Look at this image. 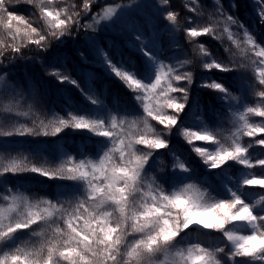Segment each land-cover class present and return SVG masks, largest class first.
Masks as SVG:
<instances>
[{
    "label": "snow or ice",
    "instance_id": "6c2138e0",
    "mask_svg": "<svg viewBox=\"0 0 264 264\" xmlns=\"http://www.w3.org/2000/svg\"><path fill=\"white\" fill-rule=\"evenodd\" d=\"M20 2L0 0V99L9 100L10 119L28 115L13 109L29 96L7 69L16 60L32 59L25 50L45 52L53 43L59 46L81 34L93 45L105 73L133 94L143 115L129 123L116 116L94 113L86 118L69 112V118H60L56 125L43 120L34 127L0 124V138L56 136L71 128L87 130L103 144L95 159L65 154L54 167H28L15 157L0 161V176L30 171L73 182L42 201L11 190L0 196V264H264V90L257 91L264 89V41L256 36L264 27V0H251L258 21L251 27L232 14L238 0H230L227 9L220 0H214L211 11L198 5L184 17L171 10L170 0H23L31 6L32 19L16 11ZM144 9L150 15L143 25L124 26L139 63L121 57L118 50L109 55L94 33L120 25ZM154 21L164 22L173 33L183 29L192 44L184 56L190 58L168 57L173 63L161 59L163 30ZM202 36L220 42L226 59L213 56L193 39ZM80 56L86 59L83 53ZM194 59L207 71L237 73L244 95L233 96L220 82L201 83V88L217 92L232 117L231 128L208 127L198 118L201 130L179 129L189 145L207 142L192 151L210 178L196 175L186 163H173L167 180L160 172L149 178L154 152L168 147V134L182 114H189L188 89L179 82H192V73L181 69ZM62 69L63 63L57 67L54 62L45 72L58 83L76 87L93 106L105 107L90 85L81 87ZM241 69L249 70L247 79ZM249 96L256 97L253 105L246 103ZM194 108L199 110L198 102ZM244 137L252 139L245 142ZM173 158L179 159L174 153ZM234 165L240 166L239 175L229 174ZM246 192L255 198L249 200ZM22 230H28V240H21ZM212 234L215 241L207 242L205 237Z\"/></svg>",
    "mask_w": 264,
    "mask_h": 264
},
{
    "label": "trees",
    "instance_id": "16d2710c",
    "mask_svg": "<svg viewBox=\"0 0 264 264\" xmlns=\"http://www.w3.org/2000/svg\"><path fill=\"white\" fill-rule=\"evenodd\" d=\"M220 2L227 9L230 0H220ZM213 3L214 0H195V3L192 0H170L171 10L180 12L181 17L191 16L192 13L189 9L198 5L211 11ZM30 7L21 0L16 11L32 19L29 17ZM253 9L254 5L251 0H238V7L232 14L246 26L251 27L258 24ZM146 14L149 16L150 10L146 9ZM154 23L159 29L163 30L160 44L164 52L161 59L165 63H173L168 57H176L180 60L190 58L184 56V52L191 51L192 44L185 36L183 29L173 33L170 29L165 28L164 22L154 21ZM137 24L143 25L144 19ZM125 25L124 23L116 25L114 27L115 32L107 33L100 30L94 35L97 42L109 52V55L118 50L121 57L125 59L131 58L134 62L139 63L138 53L131 47L130 36L124 28ZM145 31H148L147 27ZM233 31L236 32L237 30L233 28ZM256 36L258 41H264V27L259 28ZM193 39L198 43L204 44L213 56L225 58L223 47L217 40L208 36ZM109 43H111L110 49L108 47ZM80 53H83L86 59H82ZM25 55L31 56L32 59L16 60L7 71L12 74V81H19L26 95L29 96L26 103L14 108L13 111L16 113L26 112L28 115H19L16 119H10L7 112L10 102L7 97H4L0 99V124L9 126L11 124L17 126L23 124L26 127H34L43 120L46 125H56L60 118H69V112L74 116L85 115L86 118H92L94 113H99L109 119L112 116H116L117 118H126L129 123L134 120L138 121L142 117V106L133 99V94L127 88L105 73L104 68L94 57L93 45L85 41L83 34L78 35L75 39L69 37L59 46L53 43L52 47L45 52L36 53L34 49L31 51L25 50ZM39 61H43V64ZM54 62L57 67H60V64L63 63L64 69L62 70H66L71 78L76 79L80 83L81 87L87 89L90 85L96 95L103 99L105 107L97 108L93 106L76 87L66 82L58 83L55 78L48 75L45 72V68ZM181 71L192 73V82L190 84L187 81L179 82L181 87H187L188 89L189 102L185 111L189 114H182V120L168 134V147L154 152L149 162L151 165L148 171L149 178L154 166L161 171V174L167 180L169 167L173 163L177 164L181 159V155L185 157L200 177L210 178L211 174L205 170L201 163V158L192 151L193 146L202 147L207 142L195 141L193 145H189L185 138L180 135L179 129L184 126L191 127L193 131L201 130L198 118L202 119L208 127L217 128L223 126L226 130L231 128L232 117L225 112L224 105L217 99V92L201 88L199 86L201 83L220 82L229 88L233 96L241 97L244 95L237 81V73H223L215 69L211 71L204 70L198 59H194L190 65L185 66ZM240 71L245 79L250 76L249 70L241 69ZM209 77H211V80L208 79ZM260 90L264 89H257V91ZM255 100L256 97L249 96L246 103L253 105ZM196 102L199 104V110L194 108ZM230 103H235V101ZM254 119L259 122L261 118L256 117ZM153 123L155 124V122ZM49 131H51V128H49ZM225 134H227V131ZM251 139L244 137L243 141L246 142ZM102 148V138L95 137L87 130L65 128L56 136L34 137L24 135L0 138V161L15 157L21 159L28 167L33 164L42 167H54L64 161L65 154L71 156L86 154L88 158L95 159L96 154ZM256 151H259L258 146ZM173 153L179 159L174 161ZM216 171L218 170H213L214 173ZM228 172L230 175H239L241 168L238 165H234L231 169H228ZM72 183L71 181L50 180L30 171L17 174L9 173L0 176V196L7 195L8 190H11L13 193H22L31 201L36 202L40 201L41 198H53L55 193L61 190V186L70 188ZM28 239V230H22L21 240Z\"/></svg>",
    "mask_w": 264,
    "mask_h": 264
},
{
    "label": "rangeland",
    "instance_id": "374dc122",
    "mask_svg": "<svg viewBox=\"0 0 264 264\" xmlns=\"http://www.w3.org/2000/svg\"><path fill=\"white\" fill-rule=\"evenodd\" d=\"M145 17H147L146 9L141 10L140 13H139L138 15H133L132 17H130V18L124 20V21H121V23L128 24V23H131V22H137V21L142 22V20H143ZM101 31H104V32H107V33H109V32H115V30H114V26H113V28H110V29H103V30H101ZM180 163H186L187 165L190 166V164L184 159V157H182V158L180 159ZM157 172H160V174H161V171L158 170V169H156V167L153 166V169H152V172H151V177L157 175ZM195 174L198 175L197 172H195ZM161 175H162V174H161ZM234 176H235V175H234ZM159 178H160V177L157 176V179H159ZM160 182H161V183H164V186H165V187H168V184L165 183L164 180H161ZM14 193H18V192H14ZM21 194H22V193H21ZM245 195L247 196V198H248L249 200H252V199L255 198V195H254V193H252V192H246ZM42 200H46V199H42V198H41L40 201H42ZM205 239H206L207 242H214V241H215V235H209V236L205 237Z\"/></svg>",
    "mask_w": 264,
    "mask_h": 264
}]
</instances>
